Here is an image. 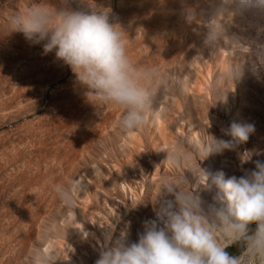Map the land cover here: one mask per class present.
Wrapping results in <instances>:
<instances>
[{
	"label": "rangeland",
	"instance_id": "obj_1",
	"mask_svg": "<svg viewBox=\"0 0 264 264\" xmlns=\"http://www.w3.org/2000/svg\"><path fill=\"white\" fill-rule=\"evenodd\" d=\"M69 2L75 9L90 10L91 5L110 8L111 21L126 31L128 53L133 62L139 65H158L167 87L154 105L147 125L136 132L121 133L116 126L122 114L121 109L94 101L75 82L71 69L56 60L54 53L45 55L42 44L32 45L22 33L11 32L12 17L33 4L55 7L58 0H0V94L14 90L18 94L19 90L24 97L20 99H25V94H28V99L29 94L35 96L34 99L31 95L34 100H30V104L27 98L23 100L28 103L12 113L2 111L4 103H1L5 102L7 96L3 94L0 98V125H7L17 119L19 124L17 128L7 127L6 135L0 139V155L4 148H9L6 153L12 149L11 154L18 148L20 158L27 160L18 165L20 159L15 158V154H6L9 159H5V153L4 159L0 157V208L8 214L6 218H0V264H31V254L35 249L55 252L60 260L57 264H95L100 258V244H109L107 234L111 233L114 240L126 227L129 239L138 242L139 234L143 232V222L148 219L145 213V216L139 215L137 220L133 216L146 206L148 209L153 208L152 204L160 195V180L163 177L175 178L177 174V177H190L186 169H172L164 162L166 153L160 149L165 136L168 142L171 136L175 143L181 138L189 141L193 145L190 155L195 165L194 160L198 161L200 157L196 153L195 139H191L187 129L189 123L193 124L202 142L209 140L207 133L229 139L222 135L221 128L230 126L233 120L241 121L237 116L239 114L245 119L243 122L252 123L256 128L260 129L258 124L261 121L260 124H264V69L249 68L236 87L229 82L226 89L230 92L226 96L221 94L223 88H210L217 74L226 68L223 58L225 54L222 48L212 52L204 45L202 19H188V10L193 0ZM252 19L236 18L230 25V30L241 36L242 43L251 48L254 43L250 38V28H261L260 31L264 29V17L259 21L260 26L253 25L250 21ZM257 47L253 49H259ZM248 51L247 46L239 54L234 51L238 64L247 62ZM61 77V86L44 96L42 91H45L46 85H50L54 78ZM247 99L249 102L245 101ZM35 110L40 111L38 113L43 117L33 122L35 129L33 123L32 128L30 124V128L26 123L20 124V119L26 113ZM156 114H159V121L165 126L159 124V121L156 123ZM132 136H136L133 137L135 140ZM12 145H16L15 149ZM233 152L243 161L242 152ZM242 174L240 171L234 175L239 177ZM7 177L13 179L15 185L18 184L20 191L24 188L28 191L32 185L36 186L35 193H38L35 196L39 198L30 199L28 203L26 200L24 204L19 200L22 194L20 196L11 191V183L5 181ZM77 181L82 185L83 192L70 207L58 198L53 185L69 187ZM34 189L31 188L30 192ZM109 208H113L116 213L112 214ZM78 219L85 221L91 234L82 228L76 231ZM100 220L104 228L96 223ZM87 238L95 245V251L86 244ZM229 251L236 253L238 247L233 246ZM67 255L73 257L72 263L64 262L63 256Z\"/></svg>",
	"mask_w": 264,
	"mask_h": 264
},
{
	"label": "clouds",
	"instance_id": "obj_2",
	"mask_svg": "<svg viewBox=\"0 0 264 264\" xmlns=\"http://www.w3.org/2000/svg\"><path fill=\"white\" fill-rule=\"evenodd\" d=\"M257 16L264 17V0H193L188 10L190 21L203 20V42L212 52L228 49L231 57L233 50L249 49L246 63L227 65L210 84L213 90L223 88V96L230 92L229 82L236 87L249 68L264 69V46L253 49L230 30L234 19ZM110 17V8L75 9L69 0H58L55 7L33 4L12 17L11 32L22 33L32 45L42 44L45 55L54 53L94 101L121 109L116 126L128 134L147 125L167 84L158 65L133 62L126 31ZM254 132V124L233 120L221 128L229 139L207 133L211 139L195 145L198 161L234 150ZM192 147L181 138L160 151L169 167L186 169L199 187H186L184 177H163L152 204L155 218L143 222L138 242L129 239L127 227L114 240L108 233L109 244L95 264H264V162L257 160L254 168L226 179L223 171L212 173L198 161L193 165ZM53 190L71 207L83 187L77 181L69 187L54 184ZM233 246L236 253L229 251ZM58 261L55 252L35 249L31 254V264Z\"/></svg>",
	"mask_w": 264,
	"mask_h": 264
},
{
	"label": "bare ground",
	"instance_id": "obj_3",
	"mask_svg": "<svg viewBox=\"0 0 264 264\" xmlns=\"http://www.w3.org/2000/svg\"><path fill=\"white\" fill-rule=\"evenodd\" d=\"M262 17L261 16H257V17H255V18H253L252 20H250L251 21V23L253 24V25H257V26H260L259 24V21L260 20H262L261 19ZM264 20V19H263ZM239 22V21H238ZM263 22V21H262ZM253 27V26H252ZM262 27V26H261ZM264 28V27H263ZM261 29V28H260ZM260 29H258V28H250V30H251V32H250V30H249V32H250V38L252 39V42L254 43V46L253 47H257V45L258 46H264V31H262V30H264V29H262L261 31H260ZM245 34V33H244ZM248 35V34H247ZM241 37V36H240ZM247 37V36H246ZM249 39V38H248ZM246 41H247V39H246ZM249 41V40H248ZM247 41V42H248ZM244 43V42H243ZM252 43V44H253ZM247 44V43H246ZM249 44V43H248ZM251 44V45H252ZM252 47V48H253ZM260 47H257V48H260ZM223 49V53L225 54L224 56H223V58H224V60H225V67L227 66V65H229V64H238V57H236V53L234 52V50L232 51V56L230 57L229 56V50L228 49H224V48H222ZM235 53V54H234ZM247 59V58H246ZM241 61V60H240ZM41 62V61H40ZM242 62V61H241ZM240 64V63H239ZM27 65H29V64H27ZM47 65V64H46ZM48 66V65H47ZM29 68H31V67H29ZM51 69V68H50ZM21 70V69H20ZM29 70V69H28ZM253 70V69H252ZM263 70V69H262ZM23 71V70H22ZM53 71V70H52ZM38 73H39V71H38ZM260 73V72H259ZM246 74V73H245ZM23 75V74H22ZM41 75V74H40ZM48 75H49V73H48ZM67 75H69V77L71 76L70 74H68L67 73ZM66 75V76H67ZM37 76V75H36ZM46 76V75H45ZM246 76V75H245ZM256 76V75H255ZM260 76H262L261 74H260ZM259 76V77H260ZM250 77V76H249ZM62 79V77L61 78H57V79H55L54 78V81L52 82V83H50V85H46L47 87H46V89H45V91H42V93L44 94V96H46V93L47 94H51L54 90H56L58 87H60L61 85H60V83H59V80H61ZM258 79V78H257ZM258 81V80H257ZM256 81V82H257ZM264 81V80H263ZM51 82V81H50ZM241 84V83H240ZM257 84V83H256ZM261 84V83H260ZM264 84V83H263ZM244 86V85H243ZM257 86V85H256ZM261 86V85H260ZM262 87V86H261ZM263 88V87H262ZM240 89V88H239ZM243 89H244V87H243ZM255 89V88H254ZM258 89V88H257ZM257 89L255 90V91H257ZM261 89V88H260ZM264 89V88H263ZM14 90V89H13ZM17 90V89H16ZM21 90V89H20ZM241 91V90H240ZM243 91V90H242ZM8 92V91H7ZM6 92V94H4V93H2V94H0V98H1V95H5V97L7 96V99H5V102L3 101H1V99H0V101L2 102H0L1 104H3L2 105V107H3V110L2 111H4L5 113H12V112H14L17 108H19V106H24V104H27L30 100V102H32L34 99H35V96H34V94H31L33 97H34V99H32L33 97L29 94V97L31 98H27L28 97V94H25V95H27V97L25 96V99L27 98L28 99V102H27V100L24 102L23 100H25V99H20V98H24V97H22L21 95V91H19L18 90V94H19V92H20V94L18 95L17 93H15V90H14V92H11V91H9V93H7ZM17 92V91H16ZM258 92V91H257ZM263 92V91H262ZM242 94V93H241ZM256 94V93H255ZM262 94V93H261ZM264 94V93H263ZM3 95V96H4ZM36 95V94H35ZM234 95H236V94H234ZM233 95V96H234ZM239 95H240V93H239ZM258 95H260L259 93H258ZM2 96V100H4V98L5 97H3ZM23 96H24V94H23ZM242 96L243 95H241V99H242ZM234 97H236V96H234ZM245 97V96H244ZM249 97V96H248ZM36 98H37V95H36ZM41 98H43V96L41 95ZM235 99V98H234ZM240 99V98H239ZM21 100V101H20ZM244 99H242V101H243ZM253 100V99H252ZM37 101V100H36ZM241 101V103H244V102H242ZM246 102L248 101V99L247 100H245ZM251 101V100H250ZM30 102H29V104H30ZM240 102V101H239ZM249 102V101H248ZM234 104V103H233ZM237 104V103H236ZM170 105V104H169ZM248 105V104H247ZM245 106V105H244ZM106 107V106H105ZM21 108V107H20ZM19 108V109H20ZM238 108V107H237ZM38 110H39V108H38ZM61 110V109H60ZM111 111V110H110ZM238 111H239V109H238ZM4 112H2V113H4ZM31 112V111H30ZM38 112H40V111H33L32 113H26V115L24 116V118L23 119H20V120H22L21 122H20V124H22L23 125V123H26L25 125H27L28 124V127L30 128V126H31V124L34 122V121H37L38 120V117L40 118V117H42V115H41V113H38ZM104 112V111H103ZM237 112V111H236ZM1 113V114H2ZM58 113V112H57ZM67 113V112H66ZM72 113V112H71ZM39 114H40V116H39ZM61 114V113H60ZM107 114V113H106ZM112 113H110L109 114V117L111 118V115ZM239 114V113H238ZM157 115V114H156ZM159 115V114H158ZM158 115H157V120H156V123H157V121H159V117H158ZM243 115V114H242ZM263 115H264V112H263ZM262 115V116H263ZM6 116V115H5ZM114 116V115H113ZM238 116V119L239 120H245L242 116H240V114L239 115H237ZM59 117V116H58ZM62 117V116H61ZM66 117V116H65ZM108 117V115H107V118H109ZM43 118V117H42ZM67 118V117H66ZM41 119V118H40ZM55 119V118H54ZM105 119V118H104ZM112 119V118H111ZM56 120V119H55ZM65 120V119H64ZM70 120V119H69ZM110 120V119H109ZM155 120V119H154ZM161 120V119H160ZM8 121V120H7ZM39 121V120H38ZM52 121V120H51ZM105 121V120H104ZM18 123V119L17 120H11L7 125H0V139L1 138H3L2 136L5 134L6 135V129H7V127H8V129H10V128H12V127H14V128H17L18 127V125L19 124H17ZM58 123L60 124V122L58 121ZM57 123V124H58ZM260 123H262V121L260 122ZM258 124L259 126H260V129L259 128H256L255 127V132L252 134V135H250V137H249V140L246 142V143H243V144H240L238 147H236L234 150L236 151V153L238 152H242L243 153V161H241V158L239 157V156H237V154H235V152H233V150H229V151H227V150H225V151H223L222 153H219V154H213V155H210L207 159H205V160H203V161H201V163H200V167H202V168H204V169H207L208 171H210V172H212V173H217V172H220V171H223L224 172V174H225V178L227 179V178H229V177H231V176H233L235 173H237V172H240L241 171V169H252V168H254V162L255 161H257V160H259V161H262V162H264V124ZM264 123V122H263ZM2 124V123H1ZM29 124H30V126H29ZM63 124V123H62ZM158 124V123H157ZM156 124V125H157ZM159 124H161V125H164V124H162V122L161 121H159ZM64 125V124H63ZM59 126V125H58ZM58 126H56V127H58ZM160 126V125H159ZM158 126V127H159ZM165 126V125H164ZM53 127V126H52ZM31 128H32V126H31ZM33 128L35 129V127H34V123H33ZM160 128V127H159ZM197 128V127H196ZM187 129H188V131H189V133H190V135L192 136L191 137V139L192 138H194L195 139V142H196V144H197V142H200V143H202V140L199 138V135H198V132H197V130L194 128V126H193V124L192 123H189L188 124V126H187ZM11 131V130H10ZM210 133V132H209ZM4 135V136H5ZM211 135V134H210ZM215 136V135H214ZM136 138V136H132V138ZM217 137V136H216ZM133 138V139H134ZM208 139L210 140V137L208 136ZM135 140V139H134ZM164 143H163V146H161V147H164V146H167V145H174V144H176L175 143V141H172L173 140V137L171 136V140L169 139V142H168V137L167 136H165L164 137ZM171 141V142H170ZM193 141V140H192ZM18 144V143H17ZM21 144V143H20ZM20 144H19V147H20ZM195 144V145H196ZM14 146H16V145H14ZM14 146L12 145V148H14ZM18 146V145H17ZM23 146V144H21V147ZM25 146V145H24ZM7 147V146H6ZM25 147H27V146H25ZM24 147V148H25ZM2 149V148H1ZM5 149V148H4ZM3 149V150H4ZM9 149V148H8ZM7 148L5 149V152L3 151H1V154L3 153H5V156L2 154V155H0V157L1 158H3V156L5 157V159H9V157L7 158V156L10 154V155H13V154H15V158L16 157H18L20 160H19V162H18V165H20V162H25V160L23 159V158H20L21 157V152L20 151H17L18 150V148H17V150H15V151H13V152H15V153H13V154H11V150H9L8 151V153H6L7 151L6 150H8ZM15 149V148H14ZM26 149V148H25ZM25 149H23V150H25ZM28 149V148H27ZM26 149V150H27ZM193 149V148H192ZM195 149V148H194ZM25 150V151H26ZM11 151V152H10ZM25 151H24V153H25ZM30 151V150H29ZM31 152V151H30ZM198 151L196 150V153H197ZM6 154H8L7 156H6ZM28 154V153H27ZM26 154V155H27ZM9 155V156H10ZM30 155V154H29ZM193 155V154H192ZM199 155V154H198ZM13 157V158H14ZM29 157V156H28ZM0 158V159H1ZM199 158V157H198ZM4 159V158H3ZM2 159V160H3ZM12 159V158H11ZM246 159H248L247 160V162H245V160ZM8 161V160H7ZM26 162H27V160H26ZM192 162H193V160H192ZM194 162H197V159L196 160H194ZM7 163V162H6ZM193 164V163H192ZM196 164V163H195ZM5 165V164H4ZM23 165V164H22ZM28 166H29V164H28ZM16 168V167H15ZM26 168V167H25ZM18 169V168H17ZM17 171V170H16ZM15 171V172H16ZM21 171V170H20ZM27 171V170H26ZM30 171V170H29ZM52 171V170H51ZM14 172V173H15ZM25 172V171H24ZM28 172V171H27ZM55 172V171H54ZM177 172V171H176ZM179 172V171H178ZM182 172V171H181ZM32 174V173H31ZM180 174V173H179ZM182 174V173H181ZM186 174H188V173H186ZM30 175V174H29ZM178 175V174H177ZM177 175H176V177H177ZM188 175H190V177L189 178H184L185 179V186L186 187H194L193 189L194 190H196L198 187H199V185H198V179L194 176V175H192V174H188ZM16 176V175H15ZM17 176H18V174H17ZM182 176V175H181ZM187 176V175H186ZM12 177V176H11ZM30 177H31V175H30ZM183 177V176H182ZM8 179H6L5 181L7 182V183H11V191H13L14 193H16V194H18L19 193V195L20 194H22V196L20 197V201H22L24 204H25V201L28 203V200L30 201V199H31V201L35 198V199H38V198H36L37 196H35L36 195V193H38V191L35 193V189L37 188L36 186L34 187L33 185L30 187V185H27V187L29 186L30 188H28L29 190L26 192L25 191V188L23 189V190H19V188H18V184L17 185H15L14 183H15V181H13V179H11V178H9V177H7ZM21 178V177H20ZM172 178H174V177H172ZM37 181V180H36ZM32 182V181H31ZM17 183V182H16ZM6 184V183H5ZM22 184V183H21ZM20 184V185H21ZM26 184V183H25ZM24 184V185H25ZM30 184V183H29ZM35 185V184H34ZM26 187V188H27ZM34 189V190H31V191H33L32 193L30 192V189ZM130 189H131V187H130ZM131 192H132V189L130 190ZM135 192V191H134ZM29 193V194H28ZM34 193V194H33ZM25 198V199H24ZM30 201V202H31ZM34 202V201H33ZM19 203V202H18ZM36 203V202H35ZM34 203V204H35ZM20 205V204H19ZM33 205V204H32ZM21 206V205H20ZM29 206V205H28ZM31 206V205H30ZM145 206V205H144ZM26 207V206H25ZM147 207V206H146ZM145 207V208H146ZM116 208H117V205H116ZM144 208V209H145ZM1 210H2V213H0V218L2 217V219H4V218H6L7 216H8V214L6 213L7 211H5V212H3L4 210H3V208H0ZM142 209V208H141ZM140 209V210H141ZM144 209H142V211L140 212L139 211V213L138 214H135L133 217V219H136L137 220V218L139 219V217L141 216V215H143L144 213L146 214V217H147V219H154L153 218V216L155 217V213H154V211H153V208H146L147 210L146 211H143ZM0 210V211H1ZM21 210V209H20ZM19 211V210H18ZM22 211V210H21ZM20 211V212H21ZM109 211L110 212H112V214L113 213H116L115 212V210L113 209V208H109ZM22 213H26V212H22ZM145 214L143 215V216H145ZM140 215V216H139ZM116 216V215H115ZM114 217V216H113ZM132 217V216H131ZM143 218V217H142ZM91 219L93 220V217H91ZM79 220V221H78ZM76 222V224L75 225H77L76 226V228H77V232H79L80 230H81V228L82 229H84V230H87V232H89L90 233V230H89V228L86 226V223H85V221H81L80 219H78ZM83 220V219H82ZM144 220H145V218H144ZM93 222H95V220L93 221ZM92 222V223H93ZM128 222V221H127ZM135 222H138V221H135ZM99 226H100V228H104L103 226L101 227V220H100V222L98 221V222H96ZM132 222L131 221H129L128 222V224H131ZM133 224V223H132ZM140 225V224H139ZM141 227V226H140ZM139 226H138V228H140ZM79 228H80V230H79ZM141 229H143V227L141 228ZM123 230V229H122ZM143 231V230H142ZM88 233V234H89ZM91 234V233H90ZM90 234H89V236H90ZM119 235H120V233H119ZM86 244H88V245H90L91 247H92V250L93 251H95L96 249V247H95V245H93L92 243H91V239L90 238H87V240H86ZM98 244H99V242H98ZM107 245V243L105 242V246ZM105 246H102L101 244H100V247L103 249ZM101 249V250H102ZM100 250V251H101ZM61 252V251H60ZM62 253V252H61ZM61 253H59V254H61ZM59 254H58V256H59ZM62 257V255H60V258ZM63 258H64V262H68V263H72L73 262V257L72 256H70V255H67V256H63ZM62 258V259H63Z\"/></svg>",
	"mask_w": 264,
	"mask_h": 264
}]
</instances>
